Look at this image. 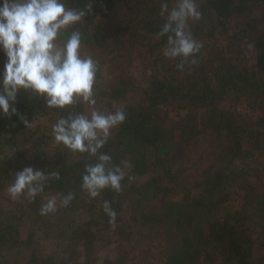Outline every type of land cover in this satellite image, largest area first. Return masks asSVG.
<instances>
[{
  "label": "trees",
  "instance_id": "trees-1",
  "mask_svg": "<svg viewBox=\"0 0 264 264\" xmlns=\"http://www.w3.org/2000/svg\"><path fill=\"white\" fill-rule=\"evenodd\" d=\"M63 2L66 7L77 9L92 2L93 8L83 18L87 23L84 30L72 28L61 39L79 30L84 46L103 45L111 36L116 44L130 43L133 49H141L136 52L142 55V80L121 78L109 89V111L122 107L126 120L112 129L113 134L101 149L111 155L114 164L126 160L131 167L125 169L119 194L106 188L99 197L90 198L81 189L82 174L85 164L95 162V158L87 153H73L57 144L51 135L58 118L69 112L86 113L85 104L49 108L43 97L22 89L11 105L17 114H0V194L13 182L15 173L25 167L46 175L58 171L60 179L46 181L44 192L35 202L22 195L19 205L0 215V264L15 250L19 257L9 264H99L104 233L112 227L102 209L105 200L111 202L117 214L115 226L120 238L130 229L129 223L138 220L164 235L165 253L158 264H264V191L246 187L240 181L244 170L238 173L230 168L234 161L245 162L264 152V121L248 124L233 109L217 107L230 91L236 93V100L245 89H251V93L259 91L264 98V0H202L198 5L201 19L190 26L194 38L203 44L196 57L199 62L186 65L183 71L176 68L179 59H167L161 52L167 37L156 38L165 22L160 16V4L167 2L170 7L175 0ZM217 35L227 40L223 47L228 50V57L220 52L222 59L215 63L209 61L211 53L204 37ZM0 56L2 75L7 58L3 51ZM214 65L220 68L215 70ZM101 71L99 67L96 77ZM133 92L142 94L143 104L139 107L135 100L122 103ZM170 102L182 109L202 105L207 115L199 110L187 114L184 121L190 123L181 126L183 140L177 143L165 135L167 114L158 112L163 103ZM20 115L31 124L37 118L41 120L28 128ZM204 132L226 141L227 146L218 151L215 169L209 168L204 178L190 182L177 165H173V172L170 162L178 158L183 161L180 148L184 141ZM147 174H153V178L146 187L130 185L131 191L125 190L130 183L127 175L136 179ZM178 191L182 195L178 200L159 198ZM68 192L74 193L69 206L60 205L54 213L39 214L44 194ZM128 196L136 197L135 203ZM127 214L131 216L124 219ZM41 238L53 243V256L40 251ZM147 247L153 248L151 244ZM149 262L144 264H154ZM104 264L127 263L121 258L106 260Z\"/></svg>",
  "mask_w": 264,
  "mask_h": 264
},
{
  "label": "clouds",
  "instance_id": "clouds-1",
  "mask_svg": "<svg viewBox=\"0 0 264 264\" xmlns=\"http://www.w3.org/2000/svg\"><path fill=\"white\" fill-rule=\"evenodd\" d=\"M92 2L83 9L66 7L63 0H2L0 3V50L6 56L4 70L0 75V114L10 117L17 110L15 103L23 89L41 96L49 108L88 105L89 111L69 112L52 125L51 135L57 144H62L73 153H87L95 162L86 163L82 174L81 189L90 198L100 196L104 189L117 194L122 191L125 169L131 167L128 161L114 164L110 154L101 149L108 142L111 130L126 120L122 107L114 111H103L96 107L94 85L99 68L90 54H82V35L73 30L67 39L62 34L82 21L92 11ZM160 16L165 22L156 33V38L167 37L161 49L163 56L170 60L179 59L177 70L186 65H197L196 58L203 47L191 30L189 21L201 19L196 0H175L170 8L167 2L160 4ZM252 45H249L251 48ZM25 127L31 122L20 115ZM16 150H13L15 152ZM51 179H60L58 171L47 175L41 170L25 167L15 173L13 182L6 188L10 198L16 200L24 196L29 202L44 192V184ZM129 182L135 179L127 175ZM74 193L53 194L42 197L40 215H48L57 210V204L69 206ZM109 224L115 227L116 212L111 202L102 204Z\"/></svg>",
  "mask_w": 264,
  "mask_h": 264
},
{
  "label": "rangeland",
  "instance_id": "rangeland-1",
  "mask_svg": "<svg viewBox=\"0 0 264 264\" xmlns=\"http://www.w3.org/2000/svg\"><path fill=\"white\" fill-rule=\"evenodd\" d=\"M200 2H202V0L196 3L199 5L201 4ZM173 4L174 2L170 3V8ZM193 23L194 21H189L190 26ZM83 25L85 26L82 27ZM86 25L87 23L82 19L81 22L70 27L67 31L76 27H81V30H84ZM113 38L114 37L110 36L103 45L81 46L82 54H90L98 61L99 67L102 68L101 75L96 77L94 92L97 101L96 107L103 111H109L106 103L110 100L109 93H111V90L109 89L113 88L114 84H118L121 78L128 79L131 82H140L142 80V55L136 52V50L140 51L141 49H133L130 43L116 44ZM204 41L206 45L209 46V52L211 53L209 61L213 60L215 63L220 62L222 59L220 52H223V56L226 55V57H228V54H226L228 50L223 47L227 40H225L222 35H217L215 38L204 37ZM1 52L2 50H0V54ZM214 68L218 70L220 67L219 65H214ZM236 97V93L230 91L221 98L217 107L233 109L236 114L240 116V120L242 122H248V124H252V122H257L259 120L264 121V98L259 94V91L251 93V89H245L240 95V99L236 100ZM142 99L141 93L133 92L128 94L122 103L125 104L135 100L137 103L136 106L139 107L143 104ZM203 108L204 106L200 105L192 107L191 109H182L178 104L173 102L163 103L158 112L160 114H167L163 125L167 139L176 143L182 141L183 139L180 138V135H182L181 126L188 125V122L190 123V121H184V118L187 114L195 110H199V112H202L203 116H207L205 112H203L205 111L202 110ZM85 110L86 113L89 111L87 104H85ZM165 111L167 113H165ZM40 120L41 118H37L32 124L35 125ZM198 125L200 127V124H197V126ZM113 132L114 130H111V135ZM184 142L185 143L180 148L183 152V161L177 157L178 159L171 160L170 167L174 172L173 165H177L178 168L182 170V176L188 175V181L190 182L204 178L205 172L208 171L209 168L215 169L216 165H218V151L221 147L227 146L226 141L220 140V138L213 136L210 132H204L201 136ZM230 168L238 173L242 172L241 169L244 170L240 181L246 184V187H254L255 192L264 191V152L259 153L253 159L245 160V162L241 160L234 161ZM150 178H153V174H147L140 178H136L125 185V190H130V185L137 188L142 186L146 187L145 184L150 181ZM143 189L145 190V188ZM233 191L235 190L233 189ZM235 192L237 194L241 193L238 190ZM53 194L55 193H46L43 197ZM162 197H164L166 201H170L172 199L182 198V195L181 191H178L175 194L170 192L165 196H159V198ZM21 198L22 196L13 200L6 190H4V192L0 194V215H6L11 207L14 208L16 205H19V200H21ZM130 198H132L131 201L135 203L136 197L133 198L132 196H128V199ZM58 206H60L59 202L57 204V207ZM130 216L127 214L124 219ZM141 220L143 221V219ZM129 225L131 226L130 229L127 230L125 236L121 238L118 236L119 230L116 226L105 231V237L102 239V244L98 253L99 264H104L106 260H117L121 258H124L127 264H144L146 260H150V262L154 264L157 261V264L161 263L166 244L164 235L161 232H155L143 226L139 220L133 221L131 224L129 223ZM38 238H40V236ZM150 244L153 248L147 247ZM153 249L154 251H152ZM40 251L43 255L53 256L55 254L53 243L49 241L46 242L43 238L40 239ZM17 257H19L18 251H12L3 258L2 264H9V262Z\"/></svg>",
  "mask_w": 264,
  "mask_h": 264
},
{
  "label": "built area",
  "instance_id": "built-area-1",
  "mask_svg": "<svg viewBox=\"0 0 264 264\" xmlns=\"http://www.w3.org/2000/svg\"><path fill=\"white\" fill-rule=\"evenodd\" d=\"M0 3H2V0H0Z\"/></svg>",
  "mask_w": 264,
  "mask_h": 264
}]
</instances>
